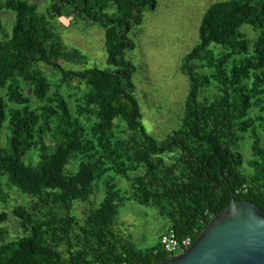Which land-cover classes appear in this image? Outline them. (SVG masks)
Masks as SVG:
<instances>
[{"label":"trees","instance_id":"trees-1","mask_svg":"<svg viewBox=\"0 0 264 264\" xmlns=\"http://www.w3.org/2000/svg\"><path fill=\"white\" fill-rule=\"evenodd\" d=\"M49 1L46 13L26 0L0 1V11L15 16L11 33L0 40V88L13 105L0 97V137L5 126L9 131L5 147L0 145V195L7 201L6 178L10 189L31 200L12 211L24 234L0 245V264H161L170 259L160 242L165 233L195 243L232 201L264 212L257 127L264 129V116L254 113H264V0H227L207 10L199 43L182 64L190 92L181 126L161 141L143 125L135 68L125 57L134 47L130 33L157 0ZM72 16L104 30L106 68L63 66L82 54L64 46L53 22ZM245 26L259 31L252 49ZM197 64L212 74H202ZM41 65L61 76V86L85 87L74 116L59 90L51 94ZM214 82L219 95L201 100ZM31 95L42 105L34 109ZM118 123L125 129L121 139L114 135ZM243 134L252 140L255 159L249 162L240 151ZM33 152L36 164L27 158ZM118 178L129 186L125 199ZM101 180L103 201L80 222L73 206L90 202ZM126 202L155 208L168 220L157 244L141 248L117 229ZM7 218L2 213L0 223Z\"/></svg>","mask_w":264,"mask_h":264},{"label":"rangeland","instance_id":"rangeland-1","mask_svg":"<svg viewBox=\"0 0 264 264\" xmlns=\"http://www.w3.org/2000/svg\"><path fill=\"white\" fill-rule=\"evenodd\" d=\"M26 1L36 5L41 13H46L51 5L49 0ZM222 1L227 0H157L155 8L144 10L141 25L129 35L134 47L126 51L125 57L135 68L133 81L142 111V122L147 132L159 141L181 126L190 92V81L182 72L183 60L199 43V30L205 13L212 5ZM14 20L13 13L0 11V40L11 33ZM53 24L64 46L70 50H78L83 56H77L78 59L73 63L62 62L66 69L80 71L104 69L108 66L105 33L101 27L94 26L92 22H81L75 16L56 18ZM242 32L251 49L254 48L259 31L245 26ZM40 68L52 82L51 94L59 90L67 99L74 116L86 92L85 87L80 86L78 82L61 86L58 82L60 75L54 74L46 65H41ZM197 68L202 74H212V70L203 65L197 64ZM218 86L219 84L214 82L204 89L201 100L212 101L219 95ZM27 93L29 94L30 90H27ZM0 97L6 101L8 108L13 107L9 104L7 89L0 88ZM30 99L34 109L42 105L32 95ZM254 113L264 116V113L258 110ZM257 127L261 147L264 148V129L260 125ZM124 130V125L118 123L114 129L116 139L125 136ZM242 137L240 151L244 160L249 162L255 159L251 148L252 140L250 134H243ZM8 138L9 131L5 126L0 137L2 147H5ZM27 158L32 164H36V152L30 153ZM80 160L81 157L70 163V172L76 171ZM116 182L121 197L127 198L130 189L125 179L118 178ZM1 184L8 198L3 201L0 195V215L6 213L8 218L0 223V245L23 236L24 231L12 216V211L19 205L31 203L30 198L10 189L6 178L1 180ZM104 196L105 190L101 180L90 202L74 204L73 212L80 222L85 220L91 209L100 206ZM117 224V229L126 236L131 235L133 242L141 248L157 244L161 234L169 228L168 220L161 216L157 209L130 202L121 206ZM181 254L183 252L178 251L175 255Z\"/></svg>","mask_w":264,"mask_h":264},{"label":"water","instance_id":"water-1","mask_svg":"<svg viewBox=\"0 0 264 264\" xmlns=\"http://www.w3.org/2000/svg\"><path fill=\"white\" fill-rule=\"evenodd\" d=\"M161 264H264V212L232 201L189 250Z\"/></svg>","mask_w":264,"mask_h":264},{"label":"built area","instance_id":"built-area-1","mask_svg":"<svg viewBox=\"0 0 264 264\" xmlns=\"http://www.w3.org/2000/svg\"><path fill=\"white\" fill-rule=\"evenodd\" d=\"M160 242L164 251L169 255L170 258L176 257L175 254L178 251L185 253L194 244L191 238H187L183 241L178 240L173 231L165 233L162 236Z\"/></svg>","mask_w":264,"mask_h":264},{"label":"crops","instance_id":"crops-1","mask_svg":"<svg viewBox=\"0 0 264 264\" xmlns=\"http://www.w3.org/2000/svg\"><path fill=\"white\" fill-rule=\"evenodd\" d=\"M167 230H168V229H166V231H167ZM166 231H165V232H166Z\"/></svg>","mask_w":264,"mask_h":264}]
</instances>
